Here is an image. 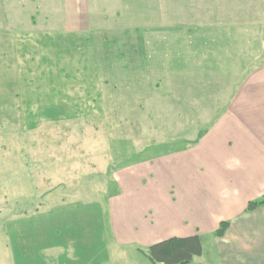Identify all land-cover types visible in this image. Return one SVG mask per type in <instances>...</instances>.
Wrapping results in <instances>:
<instances>
[{"label": "rangeland", "instance_id": "obj_1", "mask_svg": "<svg viewBox=\"0 0 264 264\" xmlns=\"http://www.w3.org/2000/svg\"><path fill=\"white\" fill-rule=\"evenodd\" d=\"M261 7L0 0V264H151L146 245L131 240L135 218L126 211H139L118 182L130 165L143 163L146 175L150 159L173 150L181 159L193 139L185 133L200 128L184 120L197 107L181 103L200 72L188 59L190 67L172 71L165 41L176 38L187 53L202 33L232 29L229 18L258 29ZM120 222L125 235L117 236ZM205 246L189 264H212Z\"/></svg>", "mask_w": 264, "mask_h": 264}, {"label": "crops", "instance_id": "obj_2", "mask_svg": "<svg viewBox=\"0 0 264 264\" xmlns=\"http://www.w3.org/2000/svg\"><path fill=\"white\" fill-rule=\"evenodd\" d=\"M228 20L232 29L202 33L187 53L176 38L165 41L166 53L176 60L172 71L190 67L184 63L188 59L200 72V80L187 87L181 103L184 110L197 107L184 120L200 123L201 130H187L185 136L193 139L181 159V152L173 150L145 161L144 166H150L146 175L137 170L143 163L130 165L132 170L127 169L118 183L139 213L120 207L135 218L130 220L135 235L131 240L138 243L147 246L197 234L202 237L198 257L206 241L205 248L213 250L212 264H264V206L244 210L264 189V26L243 29L237 19ZM222 59L227 67H222ZM216 74L232 76L219 80ZM209 75L213 81L202 80ZM207 105L219 109L206 113ZM162 159L168 160L163 167L157 164ZM224 220L229 222L224 234L213 235ZM113 227L115 235H125L122 222Z\"/></svg>", "mask_w": 264, "mask_h": 264}, {"label": "trees", "instance_id": "obj_3", "mask_svg": "<svg viewBox=\"0 0 264 264\" xmlns=\"http://www.w3.org/2000/svg\"><path fill=\"white\" fill-rule=\"evenodd\" d=\"M260 206H264V189L260 197L247 202L244 210L252 211ZM228 224L227 220L219 222L213 235L222 236ZM140 251L152 264H187L202 253V237L197 234L186 237L173 236L149 244Z\"/></svg>", "mask_w": 264, "mask_h": 264}]
</instances>
